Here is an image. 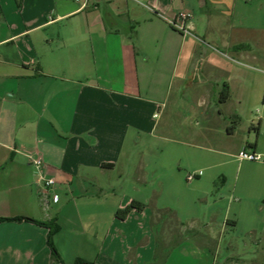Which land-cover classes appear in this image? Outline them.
Here are the masks:
<instances>
[{
    "label": "crops",
    "instance_id": "1",
    "mask_svg": "<svg viewBox=\"0 0 264 264\" xmlns=\"http://www.w3.org/2000/svg\"><path fill=\"white\" fill-rule=\"evenodd\" d=\"M258 70L264 75V0H89L84 8L0 0V218L55 221L64 264H264L242 258L233 240L256 213L260 226L247 233L264 238V163L241 184L221 176L219 226L231 240H217L211 220L201 231L178 216L181 239L164 245L158 214L188 201L180 190L207 197L189 182L202 178L209 152L264 157ZM259 104L254 120L248 110ZM194 110L200 130L183 125ZM179 141L205 143L185 189L169 164L178 153L166 151ZM41 173L55 181V203L43 196ZM132 201L141 210L117 218ZM48 233L29 220L0 222V264H51Z\"/></svg>",
    "mask_w": 264,
    "mask_h": 264
},
{
    "label": "rangeland",
    "instance_id": "2",
    "mask_svg": "<svg viewBox=\"0 0 264 264\" xmlns=\"http://www.w3.org/2000/svg\"><path fill=\"white\" fill-rule=\"evenodd\" d=\"M261 80L258 81L257 85V93L258 99H260L264 92V75L258 70L255 72ZM257 110H260V104L251 107L248 112L251 118L256 120L258 116ZM202 110H194L192 114L188 116V120L185 124L187 127L192 128L194 130H200L204 128L203 123L201 121ZM180 124V123H179ZM180 127V125H179ZM182 133V132H181ZM242 133V132H241ZM180 134V133H179ZM254 134V132H252ZM180 140V139H179ZM240 138L238 135H235L234 138L230 139L229 143L231 145L239 144ZM189 145H185L182 142L171 143L168 148H166L167 152L176 151L178 153V157L174 160H171L170 167H174V170L177 171L176 175L179 177V182L183 185L181 186L183 189L186 188V175L191 171L187 169L189 164L197 161L196 154L202 152L198 146L202 143L198 141H189ZM200 144V145H199ZM205 146V143L202 144ZM231 154H237L236 151L230 147L228 150ZM206 153V152H204ZM208 167L205 170L204 175L200 180H193L189 183L193 185H197L199 190H209V194L206 198L199 199L195 195L194 192L191 193L190 190L179 191L181 193V198L185 197L182 194L189 195L188 201H178L177 203H173L172 201L169 203L172 207V212H159L158 214L162 218V228H161V237L164 245L173 244L176 240H180V232L185 230L181 224L177 221V217L180 216L183 220H187V222L193 225L195 230H206L202 227L201 222L211 220V230L215 233L216 239H221L223 242L225 240H231V236L221 233V227L219 226V222L223 219L227 212V200L219 201L217 196V189L221 187V176L226 175L229 179V183L231 184L235 177L238 176V183H242L244 181L243 174L246 169H250L251 172H257L256 164L264 163V161H239V160H230L228 157H222L212 152L208 153ZM227 160V162H223ZM242 165L241 170L239 171L238 166ZM180 177H183L180 179ZM226 191V190H225ZM229 194L228 192H226ZM258 190L256 192H251L249 198L251 200V206L253 207V201L258 198L257 195ZM215 199V200H214ZM234 210V206H232V210L230 216H232V212ZM256 213V211H254ZM183 221V222H185ZM252 226H260L259 215L256 213L252 219H245L240 222L239 227L235 230V235L233 240L237 243L238 246L242 249V258H256V262L264 263V238H260L257 233H247L249 232V228ZM196 234L192 235L195 240H202L201 238H196ZM175 236V237H174ZM258 244L257 252L251 253L250 251H254V244ZM222 249L221 251H223Z\"/></svg>",
    "mask_w": 264,
    "mask_h": 264
},
{
    "label": "trees",
    "instance_id": "3",
    "mask_svg": "<svg viewBox=\"0 0 264 264\" xmlns=\"http://www.w3.org/2000/svg\"><path fill=\"white\" fill-rule=\"evenodd\" d=\"M17 6L20 7L21 6V0H16ZM228 97V94L224 96V98L226 99ZM254 130L256 132H258V128H254ZM142 208V204L138 201H132L129 205H127L125 208L123 209H119L116 211L115 216L119 219H124L127 214L135 209V210H141ZM21 220H29V221H33L41 226H45L47 228H49V233H48V237H47V243L48 246L50 248L51 251V264H64L63 261L61 260V257L59 255V253L57 252L56 248L53 245V241H52V237L53 235L56 233V231L58 230V225L56 224L55 221H49V222H40V221H36L33 219H27V218H23V217H16V218H0V222H4V221H21ZM163 260L161 261H157L156 263L160 264L162 263ZM72 264H93V263H88L85 262L82 259L77 258Z\"/></svg>",
    "mask_w": 264,
    "mask_h": 264
},
{
    "label": "built area",
    "instance_id": "4",
    "mask_svg": "<svg viewBox=\"0 0 264 264\" xmlns=\"http://www.w3.org/2000/svg\"><path fill=\"white\" fill-rule=\"evenodd\" d=\"M75 3L79 4L82 8L86 7L88 5L89 0H72ZM184 30V29H183ZM184 32H186L184 30ZM237 158L239 161H244V160H248V161H264V157L258 153H255L253 151H249L245 148H242L238 151L237 153ZM31 163L38 168H44V163L42 161L41 158H33L31 160ZM40 178L42 180L43 183V196L45 198V200L48 202L49 200L53 203L56 202V195L51 191L55 181L53 178H48V177H44L43 173L40 174ZM195 178L194 174H188L186 179L188 181H191Z\"/></svg>",
    "mask_w": 264,
    "mask_h": 264
}]
</instances>
